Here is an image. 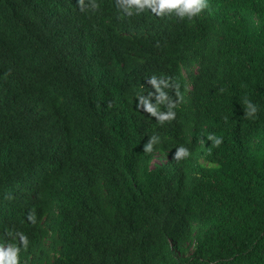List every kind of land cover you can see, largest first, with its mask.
Segmentation results:
<instances>
[{"label": "trees", "instance_id": "trees-1", "mask_svg": "<svg viewBox=\"0 0 264 264\" xmlns=\"http://www.w3.org/2000/svg\"><path fill=\"white\" fill-rule=\"evenodd\" d=\"M87 2L84 18L92 31L104 43H117L105 45L130 50L135 36L126 30L147 29L157 36L171 23L139 12L132 0H123L122 14L114 0ZM204 2L208 7L198 18L219 25L217 49H209L192 29L177 26L170 42L194 47L193 53L182 55L154 40L155 51L146 55L135 82L128 83L141 87L153 75L180 80L182 66L198 63L194 82L216 86L219 77L207 75L217 65L220 76L233 78L236 95L226 114L204 129L184 107L175 115L167 99L139 107L116 86L90 80V71L79 72L63 55L75 78L69 86L52 84L24 51L25 38L17 36L16 42L15 34L0 31V190L15 186L16 173L36 164L35 176L42 182L58 173L73 176L71 198L82 211L30 248V264H264V44L250 26L254 14L264 17V0ZM27 6L24 0H0V9L7 7L4 18L0 10V24L13 27ZM41 8L31 11L57 34L50 39L62 41L61 49L75 62L100 67L88 48L71 47L69 33L80 23L72 25L53 6ZM247 48L255 65L249 80L225 65ZM127 68L116 69L125 74ZM110 88L120 91L130 113L148 114L144 127L105 128L108 123L100 116L115 110L113 99L103 93ZM37 101L53 102L65 119L88 115V130L79 132L67 121L43 131L36 121ZM182 147L188 155L180 159L176 153ZM156 155L167 162L153 164Z\"/></svg>", "mask_w": 264, "mask_h": 264}, {"label": "clouds", "instance_id": "clouds-1", "mask_svg": "<svg viewBox=\"0 0 264 264\" xmlns=\"http://www.w3.org/2000/svg\"><path fill=\"white\" fill-rule=\"evenodd\" d=\"M30 4L22 16L20 22L13 27H6L8 23L0 24V31L10 32L16 42L17 36L25 38V52L35 59L37 69H41L44 76L57 84L69 86L70 81L75 78L72 68L74 66L80 72L87 70L91 72L90 80H94L101 85H114L123 93L138 102L139 107L149 105L156 106L160 100L167 99L166 102L172 112L176 115L182 107L186 113H191L193 121L203 129L214 124L223 117L227 110L232 107L236 93L234 81L231 77H222L216 71L219 81L216 86H206L203 81L194 82L196 75L200 73L198 63L180 68L182 79L177 80L172 75L150 76L146 84L137 87L132 84L138 77L139 69L144 67L145 57L155 51L154 40L170 45L176 52L182 55H190L194 47L184 44H172L170 36L177 26L188 27L195 33L200 34L211 50L218 47V27L219 25H208L199 20V16L207 9L208 4L204 0H132L139 12H149L156 17H166L171 20L170 25L161 34L153 36L147 29L126 30L127 34L135 36L130 43L131 49L126 50L120 46H110L105 44H117L102 42L101 35H96L89 23L84 18V13L90 7L87 0H24ZM115 1L116 9L119 13L124 12L122 5ZM208 3V0H206ZM41 5V10L48 6H53L56 13L62 17H69L70 23L79 22V28L72 29L71 47L88 48L90 57L101 64L100 67L80 64L71 59L61 49V42L55 43L50 39L52 35H57L49 30L46 22L34 20L32 17V6ZM3 17L7 13V7H2ZM213 11L220 16L214 9ZM42 19V18H41ZM251 29L257 34L264 44V17L261 13H256L250 18ZM42 32L46 37L42 38ZM29 33L30 35H26ZM6 41L15 45L7 39ZM24 48V47H23ZM67 59L66 64L61 56ZM252 53L247 48L237 61L229 57L225 65L236 74L245 77L247 80L254 77L255 65L251 63ZM125 66V74L116 68ZM206 76V77H207ZM118 89H106L103 93L110 96L114 101V109H108L102 117L110 126L123 130H136L144 127L148 123V114L137 116L131 112V108H125L126 101L121 96ZM36 111L38 121L43 131L51 132L58 126H66L79 132L88 130L91 119L88 115H81L65 119L63 111L54 106L53 102L46 103L37 101ZM140 111V110H139ZM133 122H136L134 126ZM151 148V144L146 145ZM176 155L183 159L188 155V150L182 147ZM167 159H160L156 155L152 163H165ZM36 164L30 166L22 174L16 173L15 181L18 182L13 187L0 190V264H30V248L39 247L45 238L55 230H63L66 224L76 220L82 215V211L77 206L75 200L71 198V192L75 185V180L69 173H58L53 179L42 182L35 176ZM28 172V173H26ZM64 212H70V218L64 219Z\"/></svg>", "mask_w": 264, "mask_h": 264}, {"label": "bare ground", "instance_id": "bare-ground-1", "mask_svg": "<svg viewBox=\"0 0 264 264\" xmlns=\"http://www.w3.org/2000/svg\"><path fill=\"white\" fill-rule=\"evenodd\" d=\"M34 20H38V21H42L43 23L45 22V21H43L41 18H36L35 16L34 17H32Z\"/></svg>", "mask_w": 264, "mask_h": 264}]
</instances>
